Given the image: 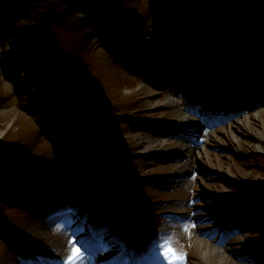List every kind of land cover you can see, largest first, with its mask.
I'll return each mask as SVG.
<instances>
[{"label": "rangeland", "instance_id": "1", "mask_svg": "<svg viewBox=\"0 0 264 264\" xmlns=\"http://www.w3.org/2000/svg\"><path fill=\"white\" fill-rule=\"evenodd\" d=\"M157 1L118 0L121 8H136L135 22L123 20L119 25L114 21L118 15H108L118 30L112 39L96 16L81 13V6L68 0H0V148H12L22 157L10 159L16 164L15 178L4 181L18 192L14 181L19 187L28 185L20 189L36 190L41 203L35 206L22 198L8 202L3 196L11 192H0V264H37L36 257L64 264L71 249L70 233L90 247L95 259L88 264H124L127 257L133 264H165L156 245L168 236L187 254L186 264H264V72L236 82L239 102L233 105L243 104L248 120L239 114L221 124L204 120L193 111L195 104L202 109L210 104L204 92L212 87L229 94L220 89L218 78L230 88L234 82L225 75L248 68L244 53L234 55L228 48L200 53V42H194L195 14L183 27L185 39L172 37L178 32L176 23L167 22L162 28L155 23L162 10ZM53 4L59 6L55 12L59 22L70 26L60 30L73 46L70 51L79 53L77 61L68 60L93 80L88 90L97 95L91 104L76 99L75 105L85 112L84 118L90 117L101 147L116 151L122 167L123 176L116 177L122 186L118 181L109 183L115 200L101 207L99 187L92 184L101 182V177L82 176L89 162L95 164L93 159L71 136L61 139L71 147L62 148L58 135L50 134L52 125L31 107L30 89L21 90L24 72L34 64L16 68L15 29L41 5ZM241 21L233 11L232 28L240 23L237 36L245 40L250 20ZM169 27L175 30L168 33ZM213 35L205 36V42H212ZM126 59H136L138 66L129 68L121 62ZM259 61L264 65L262 58L254 63ZM61 70L67 73L64 67ZM184 149L188 153L183 155ZM72 154L75 166L68 160ZM3 159L1 152L0 174ZM70 211L84 214L92 232L102 231L95 245L76 218L59 222ZM131 226L141 229L139 240Z\"/></svg>", "mask_w": 264, "mask_h": 264}, {"label": "trees", "instance_id": "2", "mask_svg": "<svg viewBox=\"0 0 264 264\" xmlns=\"http://www.w3.org/2000/svg\"><path fill=\"white\" fill-rule=\"evenodd\" d=\"M68 1L71 4L80 5L81 13L88 16H96L99 21V27L106 34H109L112 39H116L118 30L112 26V31L108 29L107 24L110 26L108 15L112 14L116 15V17L118 15L114 21H117L119 25H121L120 21L123 20L130 24L135 22L134 14L136 8L129 9L127 6L121 8L118 0ZM156 3L162 6V10L157 16V22H155L157 27L162 28L163 24L167 27L165 24L167 22L177 24L175 28H177L178 32L173 34L172 37L178 36L183 41L185 39L183 37V27L190 22L191 17L195 14L197 33L194 41L196 43L200 42V53L205 52L209 48H216V51L217 49L228 48L232 50L231 54L234 55L244 53L245 66L249 69L255 68V65L261 66L260 61L256 62V64L254 62L257 58L258 60L259 58L264 59V56L261 57L259 50H264V0H159ZM44 4L46 5L47 3L45 2ZM45 5L35 9L32 15L24 18L23 24L15 29L14 53L17 57L16 68L19 66L25 67L26 63L31 61L34 64L30 66L27 72H24L26 79L22 81L21 90L30 89L28 93L31 96V98H28L30 105L35 111H41L43 120L52 125L50 129L51 136L61 133L62 129V133H65L64 136H71L72 141H78L79 150L86 149L87 153L92 151V156L98 159L91 142L86 136L85 123L79 113V111L83 110L79 107L75 108L69 97L70 91L73 101L78 99L84 105L93 103V100H95L93 98L97 97V95L93 90H88L90 85L93 84V80L89 81L83 73L81 74L74 69V64L68 60V57H71V60L77 61L79 53L72 54L69 48L73 49V46H70L65 41L64 35L60 31L65 30L64 28L68 29L70 26L60 23L55 16L59 6L53 4L52 7L48 6V8ZM233 11H236L242 17L241 23L245 19L250 20L248 23L251 29L245 40H241L237 36L242 28L240 23L232 28L230 16ZM171 30L175 29L171 27L166 29L168 33H171ZM212 32L215 33V35L211 36L212 42H205L204 37L212 34ZM204 44L207 47H204ZM230 45L232 47L229 48ZM235 51L237 52L234 53ZM145 53L150 55L148 52ZM212 54L213 56L220 55V53ZM36 58L37 61L33 62ZM150 58V64L153 66L154 57L151 56ZM136 61V59H131V61L126 59V61L121 62L125 63L129 68H133L138 66ZM134 63L136 66L133 65ZM55 66L60 70L61 76L56 73ZM61 67L66 69L67 73L65 75L62 73ZM44 68H50V70L46 71ZM54 78H57V80L54 81ZM27 82L29 83L27 84ZM65 124L67 126H64ZM75 129H78V131L71 133ZM90 129L91 134L92 129ZM59 141L62 148L71 147H69V142L63 144L61 139ZM91 141L95 142L103 151L106 161L111 164L115 174L119 177L123 176L116 151H105L93 134H91ZM0 151L4 156L3 174H0V192H11V195L6 194L5 196L3 194L4 199L8 202L17 201V198H22L27 203L39 202L40 197L38 192H35L36 190L19 188L20 192H18L4 181L5 177L15 178V174L12 172L16 164L10 159L22 158L21 153L19 152L20 157H18L16 150L7 147H1ZM72 161H74L73 157ZM22 185L23 187L28 186L26 184ZM20 203L24 204L23 202Z\"/></svg>", "mask_w": 264, "mask_h": 264}, {"label": "snow or ice", "instance_id": "3", "mask_svg": "<svg viewBox=\"0 0 264 264\" xmlns=\"http://www.w3.org/2000/svg\"><path fill=\"white\" fill-rule=\"evenodd\" d=\"M61 230H64V226H61ZM185 231L190 232V229L185 226ZM69 243L71 249L69 255L64 258V264H88L89 260L95 259L91 254L90 247H84L72 233H70ZM84 243L87 244L88 241L85 240ZM156 246L165 264H186L187 254L175 247L173 237H161Z\"/></svg>", "mask_w": 264, "mask_h": 264}, {"label": "bare ground", "instance_id": "4", "mask_svg": "<svg viewBox=\"0 0 264 264\" xmlns=\"http://www.w3.org/2000/svg\"><path fill=\"white\" fill-rule=\"evenodd\" d=\"M215 89L216 88H212L211 90H209V91H205V93H207V92H212V91H215ZM196 105V104H195ZM197 107V106H196ZM198 108V107H197ZM201 109V108H200ZM230 109H232V108H230ZM235 109H237V110H239L240 108L238 107V108H235ZM187 113H184V115H186ZM182 152V154L184 155L185 153H188L187 152V149H184V150H182L181 151ZM101 205H105V203H102ZM100 205V206H101ZM205 248H207V249H209L210 251H213L214 250V247H213V245H210V246H207V245H205ZM234 250H235V248H234ZM237 250V249H236ZM221 252V251H220ZM211 257H213V255L211 256ZM226 264H232V262L230 263V262H228V263H226Z\"/></svg>", "mask_w": 264, "mask_h": 264}]
</instances>
